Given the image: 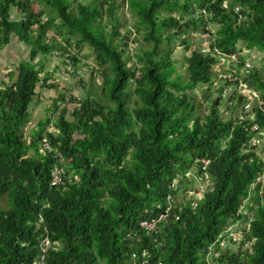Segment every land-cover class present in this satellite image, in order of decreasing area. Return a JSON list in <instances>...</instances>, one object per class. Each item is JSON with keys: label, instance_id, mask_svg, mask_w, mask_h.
Returning a JSON list of instances; mask_svg holds the SVG:
<instances>
[{"label": "trees", "instance_id": "1", "mask_svg": "<svg viewBox=\"0 0 264 264\" xmlns=\"http://www.w3.org/2000/svg\"><path fill=\"white\" fill-rule=\"evenodd\" d=\"M229 2L128 0L151 45L136 55V69L129 63L135 55L115 46L117 0H0V49L12 38L30 49L9 76L15 81L0 86V201L9 204L0 211V264H35L45 236L53 243L45 264H264V149L254 145L264 132L263 73L246 80L263 103L254 107L255 119L239 111L244 97L231 96L233 114L225 119L220 99L199 115L189 94L215 80L213 54H240L241 43L264 53V0ZM203 10L208 21L198 16ZM216 24L217 32H208ZM190 29L210 34L211 52L186 59L184 81L171 46H187ZM52 30L68 42L76 37L79 50L87 45L101 67L109 66L102 73L109 104L94 88L81 100L63 93L54 100L58 118L40 122L27 138L39 90H60L47 84L37 59L59 53L71 65L79 61L49 37ZM52 124L58 134L48 131ZM45 139L50 150L43 155ZM56 168L64 173L60 187L52 185ZM200 180L210 188L188 200L187 189ZM162 217L156 233L141 227ZM245 217L241 244L223 250L219 239Z\"/></svg>", "mask_w": 264, "mask_h": 264}, {"label": "rangeland", "instance_id": "2", "mask_svg": "<svg viewBox=\"0 0 264 264\" xmlns=\"http://www.w3.org/2000/svg\"><path fill=\"white\" fill-rule=\"evenodd\" d=\"M74 3H84L88 4L91 2V0H72ZM128 0H117L118 4V10H117V16L120 19L121 27L119 29L121 36L115 40V46H117L120 51L127 50L129 55H135V60L133 61L131 59V62L129 63H136L135 68L139 69L142 64H139V61L136 58V55L140 56L144 52L150 49L151 45L146 42L144 33L139 28V22L138 19L133 17V14L129 11ZM230 0H227V3L230 4ZM225 3L226 6L228 4ZM36 9H41L42 6H36ZM17 15H15V19H17ZM111 24L108 20V14L105 16L104 21V27L106 28V32L108 33L111 31ZM219 26L216 25H210L208 27L209 30L212 31V33H216ZM136 29V31L134 30ZM131 32L132 38L127 41L125 38L128 36ZM137 32V34H136ZM49 37H51L52 40H54L57 44H61L72 56L75 54L76 58L79 60L76 64L71 65V70L75 72V76L67 74L66 70L64 69L66 67V61L65 59H62L61 55L59 53L53 54L48 57H42L37 59V61H41L44 64V74L43 78H46L48 81H54L55 86L60 87L59 91H56V94H53L54 92H51L50 90H39L42 93L41 102L39 105H37V108L35 109V105L32 108V120L31 125H28L26 128V137L29 138L33 131H35L40 122L46 121L48 117L51 119H57L59 114L55 115L54 108V100L57 99L61 94L65 93L69 99L74 97L75 99L81 100L84 99L88 94V90L91 88H94L95 93L98 94V97L103 102V104H109L108 98H104L103 94V79H102V73L107 72L109 70V66L107 67H101L98 62L96 61V56L92 52L91 48L87 45L83 46L82 49H78L76 47V37L72 38L73 40H70V42L66 41L64 38L66 36H62L58 30H52L49 32ZM209 37L207 33L201 32V31H194L193 29H190L188 34L185 36V38L188 40V45L182 44L179 40H176L174 42V45L171 46L173 49L171 59L175 63L178 72L184 77V81L187 80V68L188 64L186 59L192 55L195 51L210 53L209 51V45H210V38L208 41L206 39ZM70 44H68V43ZM127 47V48H126ZM166 47V45H164ZM169 49L168 47H166ZM239 49L242 50V53L244 54L245 60H255L257 71H260L263 73L264 77V53H260L257 51L249 52L246 50V46L241 43L239 45ZM30 59V49L25 46L24 44H20L18 40L15 38H12V42L9 46L5 47L4 49H0V62L2 63V68L0 69V85L2 84V79L7 80L3 83L8 84L10 82H14L15 79L12 80L9 76L13 74L17 66L22 61H28ZM128 63V62H127ZM128 63V64H129ZM130 65V64H129ZM232 67V66H231ZM228 68L224 62L218 63L215 68L213 69V74H215L217 81L219 82L221 79V76H226ZM64 70V72H63ZM76 70V71H75ZM82 77V80L79 81V78ZM214 82V81H213ZM3 85V84H2ZM232 88L231 94L227 97H222V91L215 90L212 87H208V85H201L198 86L196 90L193 92H190V98L192 101L195 102L196 107L198 108L199 115L207 114L211 108L212 102L215 100L220 99V111L223 115V117L229 118L232 113V104L230 102V96L233 93H239L240 95H246L244 98L247 99L248 104H250V110L253 109L254 105H256L257 100H251L249 99V94L240 91L239 88L236 89V92H233V87H227ZM130 90H133L132 88ZM252 93V92H251ZM54 96L55 98H51V96ZM223 95H226V92H223ZM260 97V95H258ZM220 97V98H219ZM98 99V98H97ZM99 100V99H98ZM71 102V101H70ZM247 104V105H248ZM246 105V101H245ZM245 105L241 107L239 110L242 114V112H245ZM74 103H69L68 107L66 108L68 110L67 117L69 120L71 119V114L73 112ZM54 111V112H53ZM49 129H51V133L58 134V131L53 127V124L50 125ZM260 149V148H259ZM189 186H184L183 190L187 189ZM210 188V184L206 180H200L196 182L194 185V188L187 189V199L188 200H199L202 199L204 196V192ZM189 190V191H188ZM183 196L181 194L180 198L183 199ZM9 208L8 200L7 198H3L0 201V211L7 210ZM233 229L238 230L239 236H242L241 231L246 227V223L244 221L240 220L237 224L232 225ZM240 248V247H239ZM236 249L235 251L239 252L240 249Z\"/></svg>", "mask_w": 264, "mask_h": 264}, {"label": "built area", "instance_id": "3", "mask_svg": "<svg viewBox=\"0 0 264 264\" xmlns=\"http://www.w3.org/2000/svg\"><path fill=\"white\" fill-rule=\"evenodd\" d=\"M227 2V0H226ZM198 16L200 18H202L203 20L208 21V16L209 14L207 13L206 10H203L201 12L198 13ZM211 31L208 29V32ZM208 34V33H207ZM209 37L206 39V41L211 40V36L210 34H208ZM211 42L209 45V51L211 52ZM247 50V49H246ZM249 51V50H248ZM249 52H252L251 50ZM214 57L218 58V63L220 62H224V64L227 65L228 71H227V75L225 76H221L220 80L218 83H216L217 78L215 76V80L211 85H208V87H212L213 89L219 91H222V97H227L231 94V90L232 88H227V87H233V92H236V89L239 88L240 91L245 92L247 94H249V99L251 100H257V103L255 106L258 105H263V103L261 102V97H259L258 95H260L258 92L252 90L249 86V84L246 82L247 78L252 75L256 70H257V66L255 63V60L253 58V60H243L245 59L244 54L241 53L240 54H222L220 52H217L216 54L213 55ZM66 67L64 68L67 72V74L69 75H73L74 71L71 70V63L69 61H66ZM232 66V67H231ZM64 72V70H63ZM48 85H55L54 81L49 80ZM226 92V95H223V92ZM252 92V93H251ZM236 94L237 96L240 97H245L246 95H240L239 93H233L232 95ZM231 95V96H232ZM230 96V98H231ZM246 99V98H245ZM248 101L246 99V105H245V114L247 115H251L252 119H255V114H253V109L250 110V104H248ZM254 131L255 132H259V127H254ZM261 136V138H257L254 141V145L257 148L260 149H264V132L261 134H259ZM50 150V146L48 143V140H43L42 145H41V150L40 153L45 155L47 151ZM205 166H208V161H204ZM64 173L56 168L55 171L53 172V180H52V185L55 187H60L64 185V179H63ZM178 187V183L175 182L172 185V188L174 190H177ZM169 200H171V197L169 198ZM165 218L162 217L159 220H153V221H146L143 222L141 224V227H143L148 233H156L158 230V225L164 220ZM244 223H246V217L244 218ZM246 227H248V225L246 224ZM242 242V236H239V232L238 230L233 229V226H231L227 232L219 239L218 241V245L223 249L226 250L228 249L231 245H238L241 244ZM53 247V243L50 241L49 237L45 236V238L43 239V245H42V254L41 257L37 260V262L35 264H45L46 261V256L48 254V252L52 249ZM217 258L220 257V255H215Z\"/></svg>", "mask_w": 264, "mask_h": 264}, {"label": "crops", "instance_id": "4", "mask_svg": "<svg viewBox=\"0 0 264 264\" xmlns=\"http://www.w3.org/2000/svg\"><path fill=\"white\" fill-rule=\"evenodd\" d=\"M15 15H17L18 17H17V19H15ZM12 19H14V20H20V15L18 14V12H14L13 13V15H12ZM17 40V39H16ZM12 42V41H11ZM20 44H24V43H21L20 42ZM10 45V44H9ZM8 45V46H9ZM25 45V44H24ZM26 46V45H25ZM7 47V46H6ZM23 62V61H22ZM2 63L0 62V69L2 68ZM3 81H1V83L3 84V82H5L6 80H7V78L4 80V79H2ZM1 84V85H2ZM0 85V86H1ZM51 92H54L53 94H56V91H54V90H50ZM41 93V92H40ZM41 98H42V93L40 94V98H39V100L38 101H36V104H35V109L37 108V105H39L40 104V102H41ZM51 98H55L53 95L51 96ZM33 108V107H32ZM31 111H32V109H31ZM32 123V122H31ZM31 125V124H30ZM48 131L50 132L51 131V129H48Z\"/></svg>", "mask_w": 264, "mask_h": 264}, {"label": "clouds", "instance_id": "5", "mask_svg": "<svg viewBox=\"0 0 264 264\" xmlns=\"http://www.w3.org/2000/svg\"><path fill=\"white\" fill-rule=\"evenodd\" d=\"M253 51H257V50H253ZM258 52V51H257ZM214 55V54H213ZM214 57V56H213Z\"/></svg>", "mask_w": 264, "mask_h": 264}]
</instances>
